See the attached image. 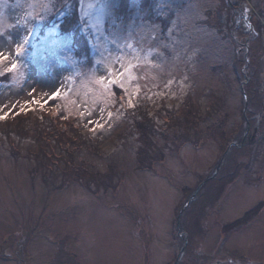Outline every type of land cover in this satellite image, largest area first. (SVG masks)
I'll use <instances>...</instances> for the list:
<instances>
[{
  "label": "rangeland",
  "instance_id": "374dc122",
  "mask_svg": "<svg viewBox=\"0 0 264 264\" xmlns=\"http://www.w3.org/2000/svg\"><path fill=\"white\" fill-rule=\"evenodd\" d=\"M55 1L0 0V76L9 74L0 81V264H172L182 246L178 215L218 163L226 169L224 179L238 171L236 179L220 197V181L204 184L183 211L180 227L207 226L205 242L194 245L198 250L219 247L220 258H228L238 249L263 260L264 206L250 220L255 224L233 230L226 242L217 233L219 224L233 223L264 202V36L256 27L258 19L264 25V0L242 6L252 35L240 25L236 32L235 20L228 24V0H151L149 6L129 0L127 9L121 0H81L83 28L95 53L87 66L55 36L56 27L32 50ZM242 37L250 38L245 74ZM13 65L18 67L9 71ZM113 73L123 78V89L97 83ZM246 77L262 91V107L248 103L244 111ZM117 88L124 105L140 98L157 122L154 140L165 157L151 169L137 161L140 143L118 113ZM190 109L197 110L198 131L188 129L195 142L173 145L180 134L169 128L167 114L185 120ZM50 115L57 124L45 132L68 139V148L56 145L54 135L4 132L7 123H19L18 116L44 122ZM223 116L225 142L209 137L212 123ZM258 117L263 127L249 144ZM68 122L63 136L60 127ZM248 130L247 144L230 146L239 145ZM68 151L97 176L110 174L111 189L89 190L70 180L57 159Z\"/></svg>",
  "mask_w": 264,
  "mask_h": 264
},
{
  "label": "trees",
  "instance_id": "16d2710c",
  "mask_svg": "<svg viewBox=\"0 0 264 264\" xmlns=\"http://www.w3.org/2000/svg\"><path fill=\"white\" fill-rule=\"evenodd\" d=\"M240 2L242 3L238 5L239 7H241L242 4L245 5L246 3L245 0H241ZM142 4L149 6L151 4V0H143ZM121 5L122 7L127 9L129 5V0H121ZM226 5L228 7L227 22L229 24L233 22V20H236L238 15L239 17H241V14L239 7L238 8L233 7L232 6L233 4H230L229 2L226 3ZM43 19L44 21L43 23L41 22L39 29V36L31 44L32 45L31 47L33 48L32 50L35 49V46L39 41H42L46 37H49L50 36L49 33L56 27L57 35L55 34V36H57L58 39L60 40H64L68 45H70L71 49L75 53V57H76L75 59L77 63L81 64L82 61H84L85 66L93 63L95 53L91 45L90 36L83 28L84 24L82 18L81 0H56L47 9V12L45 13ZM211 26L213 27V25ZM256 27L258 32H260L259 35L263 37L264 25L262 23V20L260 19L257 20ZM8 79H9L8 73L2 74L0 76V81H8ZM247 79H249V81L245 83V87L246 90L248 91L247 92V96L249 97L248 103L249 105L257 104L258 106V102H260L258 98L260 96V92L262 93V91L252 86L253 84H255V80H253V78L246 77L245 80ZM116 90L118 93L117 97L119 98L117 102L118 113L122 115L123 118L126 120L127 128L131 130L130 134L131 135L136 134L138 141L140 143L139 150L136 152L137 161L140 167H142L141 169H151L156 162L161 161L165 157L163 151L157 148L154 140L155 130L157 129V122L154 120V117L150 116L147 108L145 107V103H143L140 98H137L136 101L133 102V104L130 107H128L123 104L124 97L121 95L118 88ZM260 107H262V105L258 106V108ZM167 115L169 116V120H167V124L169 128H171L175 133L179 132L180 134L179 136L174 134L173 137L174 139L172 140L173 145L177 142L179 143L181 142L184 143L186 141L192 143L195 142V140L191 139V133L188 132V129H190L189 131L192 132L193 130L198 131L196 130V126H195L196 121L194 120V115L197 116V110H193V109L186 110L185 120H181L177 116L176 112L169 111ZM209 115L211 114H207V116ZM17 119L19 120V123H17L15 127H12L13 126L12 123L11 124L7 123V128L4 129V132L8 136L16 134L17 136H21V137H28L30 135L35 136L36 134L39 133H43L44 137L54 135L51 134L52 132H48V134L45 132L48 131L47 128L49 126H53L55 124L54 126L56 127L57 121H56V117L54 116L51 115L47 116L44 119V122H43V118L40 119V117L31 119L28 116H18ZM262 122L263 120L261 118L258 117L256 119V127H258V130L263 127ZM226 123H227L226 116H223L219 120L213 122L209 129V137L212 135L211 139L225 142V140L228 138ZM71 124L72 123L68 122V126H65L64 128L60 127V133L63 132L64 133L63 136H66L65 134L67 133V129L69 130ZM79 134H80L79 136H81L82 138L85 137L83 134L81 133ZM55 137L57 139V141L55 142L56 145H60V142H62L65 146L61 148L62 149L68 148L67 147L68 139L62 138V141H60L59 139L60 134H56ZM242 141L244 140L242 139L241 142ZM51 142H52L51 140L48 139L46 140V146L48 148L50 147ZM245 143L246 142H244V145ZM44 155L49 158L52 157L46 152ZM76 158L77 157L74 154V152L71 151L65 152L64 154L57 156L58 160L64 162V165L66 167L64 168L63 166V169L65 170L66 174L69 173L67 175L70 177V180H74L78 183L84 184L89 190L92 189V185H96L97 191H99L100 189L104 191H108L109 189H111L112 178L110 174H102V175L100 174V176H97V174H94L93 170H91V165L89 166V164L86 163V160H84L81 164L80 163L78 164ZM58 164L59 162H57V165ZM229 168H231V166H229ZM225 171L226 169L221 167L218 174L214 178L216 182L220 181L221 183V187L218 192L219 197L223 194L226 187L236 179V177L234 176L238 172L236 171L233 175L227 176L224 179L223 175L225 176L226 174ZM259 212L260 211L258 210V207L256 205L252 209L247 210L243 214V216L238 220H236L235 222H233V224L238 222L240 223L242 221H250L253 217L257 216Z\"/></svg>",
  "mask_w": 264,
  "mask_h": 264
},
{
  "label": "flooded vegetation",
  "instance_id": "af4514ba",
  "mask_svg": "<svg viewBox=\"0 0 264 264\" xmlns=\"http://www.w3.org/2000/svg\"><path fill=\"white\" fill-rule=\"evenodd\" d=\"M230 4H233V7H239L237 4L234 5L232 0H228ZM244 4L239 7L240 9V14L237 16L235 20V31H239V25L243 27V31L247 35H252L254 33V30L252 29L250 23H249V17L247 14V9L242 7ZM241 20V22H240ZM240 22V24H239ZM242 42L240 43L242 45V48L245 47L247 48L250 42V38L245 39L244 37L241 38ZM255 129H257L255 127ZM258 130V129H257ZM250 131L246 132L244 135L243 140L246 142L248 135H250ZM258 134V132H257ZM221 163H218L217 168H221ZM215 169V170H216ZM251 169V168H250ZM215 173V171H214ZM214 175V174H213ZM211 175V176H213ZM209 176V177H211ZM208 177V178H209ZM215 178V176H214ZM213 178V179H214ZM212 179V180H213ZM211 180V181H212ZM209 182V181H207ZM206 182V183H207ZM205 183V184H206ZM263 203V204H261ZM264 206V202H259L257 204L258 210L261 211V209ZM253 221H242L233 224L232 222L226 223V224H219L220 228L217 233L219 235V241H222V243L227 241L229 239L230 234L233 232V230H237L239 227L247 224H252ZM232 224V225H231ZM255 224V223H253ZM177 230H178V238L182 240V246L180 247L179 252L175 256L172 264H256V263H261L264 264V252L262 253V259L260 258H250V255H242L239 253L238 249L234 250L235 252L233 254H230L228 258H220L219 256V247L209 252H204L201 249L198 250L195 248V244L199 243L200 241L204 240L206 238V232H207V226L206 228H202L200 224H185V230L182 231L181 227H178L177 224ZM202 244V243H201ZM200 244V245H201ZM185 246V247H184ZM222 246V244H221ZM182 247H184V250L181 252ZM202 248V246H200ZM181 252V254H180ZM252 256V255H251Z\"/></svg>",
  "mask_w": 264,
  "mask_h": 264
},
{
  "label": "water",
  "instance_id": "95a60500",
  "mask_svg": "<svg viewBox=\"0 0 264 264\" xmlns=\"http://www.w3.org/2000/svg\"><path fill=\"white\" fill-rule=\"evenodd\" d=\"M235 40H236V42H239V39H238V38H236ZM248 52H249V48L247 47V49H246V62H247V64H246V66L243 67V69H242V72H243L244 74H245V70L247 69V67H248V65H249ZM248 81H249V79L246 80V82H248ZM243 96H244V98H245V108H244V111H245V110L247 109V106H248V96H247V94H246V92H245L244 90H243ZM256 137H257V129H255L254 132H253V134L251 135L250 140H249V144H254V143H255V140H256ZM232 145H236V144H231L230 146H232ZM242 145H243V142L239 145V147H241ZM236 146H237V145H236ZM224 155H225V154H224ZM218 170H219V168H217V170L215 171V175L218 173ZM213 178H214V176L208 178L207 180L203 181V182L197 187V189L195 190V192L193 193V195H192L191 198L189 199L188 203L184 206V208L180 211V213H179V215H178V218H177V224H178V227H180L179 222H180V218H181V216H182L183 211H184V210L190 205V203H191L192 200L195 198V196L197 195V193L199 192V190H200V188L203 186V184L206 183L207 181H210V180L213 179ZM184 247H185V246H184ZM184 247H182L181 252L184 250ZM181 252H180V254H181Z\"/></svg>",
  "mask_w": 264,
  "mask_h": 264
},
{
  "label": "snow or ice",
  "instance_id": "6c2138e0",
  "mask_svg": "<svg viewBox=\"0 0 264 264\" xmlns=\"http://www.w3.org/2000/svg\"><path fill=\"white\" fill-rule=\"evenodd\" d=\"M22 51H23V48H18V52H22ZM17 67H18L17 65H13V67H12L9 71H15ZM121 67H122V68H124V67H128L129 70H130V68H131L130 65H129V66L121 65ZM124 74L126 75V73H124ZM112 75H113V78H112V79H110V80H106L104 77H101V78L97 81V83L102 84V85L106 84V85L109 86V87L115 85V86H119L120 88L123 89V87H124L123 78L117 80V79H116V74L113 73ZM59 96H60V93H56V94L53 96V99H56V98H58ZM36 103H39V102L37 101ZM129 105L131 106V100H129ZM109 116H111V113H109ZM0 119H4V117H0ZM93 123H95V122H93Z\"/></svg>",
  "mask_w": 264,
  "mask_h": 264
}]
</instances>
